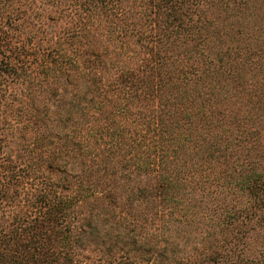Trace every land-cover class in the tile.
<instances>
[{"label": "rangeland", "instance_id": "374dc122", "mask_svg": "<svg viewBox=\"0 0 264 264\" xmlns=\"http://www.w3.org/2000/svg\"><path fill=\"white\" fill-rule=\"evenodd\" d=\"M225 1L188 0L176 11L189 26L198 20L213 33L224 27L223 40L246 39L253 58L264 60L258 51L264 0ZM159 2L0 0V60L20 70L0 67V185L10 175L22 177L21 197L0 205V226H11L18 212L28 216L50 190L77 193L65 224L80 244L74 252L80 264H264L263 203L238 194L208 201L212 184L198 188L202 197L194 202L188 197L181 224L171 220L164 228L169 216L159 195L145 196L156 179L119 160L136 112L151 107L141 91L143 79L160 71L163 46L156 36H162L165 14L156 11ZM177 49L176 71L191 61L207 65L208 57L190 45ZM122 140L123 150L114 149ZM215 202L247 207L251 218L216 225L225 213L212 209ZM177 225L192 234L176 231ZM166 236L177 240L165 243ZM147 237L151 246L138 249Z\"/></svg>", "mask_w": 264, "mask_h": 264}, {"label": "trees", "instance_id": "16d2710c", "mask_svg": "<svg viewBox=\"0 0 264 264\" xmlns=\"http://www.w3.org/2000/svg\"><path fill=\"white\" fill-rule=\"evenodd\" d=\"M219 1L223 0H212L214 4ZM231 1L236 0H227L225 5L230 6ZM186 2L156 3V11L165 14L162 36H156L163 46L156 61L160 71L156 77L143 79L141 92L151 107L136 112L139 120H132L128 149L119 156L122 167L152 174L156 179L145 196L159 195V205L169 216L164 228L171 220L181 224V216L188 215L191 207L188 197L194 202L196 195L202 197L197 189L212 184L215 190L209 189L208 201L238 194L264 204V60L261 55L253 58L246 39L243 44H234L232 36L223 40L221 35H227L224 27L213 33L198 20L192 26L185 24L176 10ZM215 40L217 45L213 44ZM180 44L190 45L201 58L207 56V65L191 61L176 71ZM258 51L264 53V45ZM167 52L169 55H165ZM0 63L3 71L19 75L16 65L3 59ZM134 90L137 96L138 87ZM122 144L123 140L114 143V149L122 151ZM21 178L10 175L0 185V205L21 197ZM79 196H60L50 190L28 216L18 212L11 226H0V264L83 263L74 254L80 244L65 224ZM215 203L212 209L219 210L220 216L225 213L224 220L216 225L235 221L244 224L251 218L247 207L234 209V205L227 208ZM178 228L175 230L189 235L193 231L182 225L181 230ZM151 240H142L138 249L147 243L151 246ZM175 240V236H166L165 243Z\"/></svg>", "mask_w": 264, "mask_h": 264}]
</instances>
